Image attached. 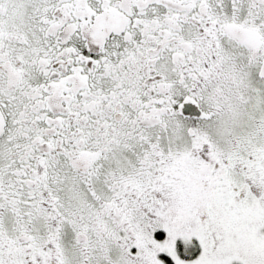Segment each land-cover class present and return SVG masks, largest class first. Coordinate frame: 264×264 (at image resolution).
Masks as SVG:
<instances>
[{"label": "snow or ice", "instance_id": "obj_1", "mask_svg": "<svg viewBox=\"0 0 264 264\" xmlns=\"http://www.w3.org/2000/svg\"><path fill=\"white\" fill-rule=\"evenodd\" d=\"M0 264H264V0H0Z\"/></svg>", "mask_w": 264, "mask_h": 264}]
</instances>
